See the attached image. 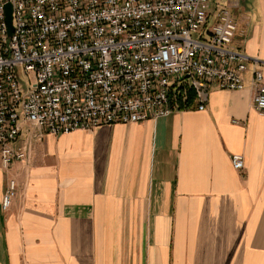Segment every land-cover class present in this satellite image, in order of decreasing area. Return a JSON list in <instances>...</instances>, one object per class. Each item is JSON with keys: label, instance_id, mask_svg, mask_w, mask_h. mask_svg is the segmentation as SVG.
<instances>
[{"label": "crops", "instance_id": "crops-1", "mask_svg": "<svg viewBox=\"0 0 264 264\" xmlns=\"http://www.w3.org/2000/svg\"><path fill=\"white\" fill-rule=\"evenodd\" d=\"M238 1L245 88L212 84L203 110L193 99L41 140L23 126L28 157L7 168L0 157V264H264V111L250 86L254 67L264 73V0Z\"/></svg>", "mask_w": 264, "mask_h": 264}, {"label": "built area", "instance_id": "built-area-1", "mask_svg": "<svg viewBox=\"0 0 264 264\" xmlns=\"http://www.w3.org/2000/svg\"><path fill=\"white\" fill-rule=\"evenodd\" d=\"M12 6L11 29L6 4ZM214 8H212V6ZM211 0H0V157H28L17 144L100 124L141 122L189 106L203 110L212 84L245 88L251 57L235 45L232 7ZM256 62V59H254ZM252 102L264 111V73L252 70ZM235 169L244 156L231 157ZM18 193L10 178L8 209Z\"/></svg>", "mask_w": 264, "mask_h": 264}, {"label": "water", "instance_id": "water-1", "mask_svg": "<svg viewBox=\"0 0 264 264\" xmlns=\"http://www.w3.org/2000/svg\"><path fill=\"white\" fill-rule=\"evenodd\" d=\"M6 13H7V22L9 24V27L11 29V21H12V6L10 3L6 4Z\"/></svg>", "mask_w": 264, "mask_h": 264}, {"label": "trees", "instance_id": "trees-1", "mask_svg": "<svg viewBox=\"0 0 264 264\" xmlns=\"http://www.w3.org/2000/svg\"><path fill=\"white\" fill-rule=\"evenodd\" d=\"M194 92L191 88L187 91V100L186 103L189 104L193 100Z\"/></svg>", "mask_w": 264, "mask_h": 264}, {"label": "rangeland", "instance_id": "rangeland-1", "mask_svg": "<svg viewBox=\"0 0 264 264\" xmlns=\"http://www.w3.org/2000/svg\"><path fill=\"white\" fill-rule=\"evenodd\" d=\"M211 1H212V4H216V2H213V0H211ZM215 1H217V0H215ZM229 2L232 3V0H229ZM229 2L227 1L226 3H229ZM214 6H215V5H213L212 8H214ZM4 168H5V167H4ZM5 188H6V185H5ZM4 190H5V189H4Z\"/></svg>", "mask_w": 264, "mask_h": 264}]
</instances>
